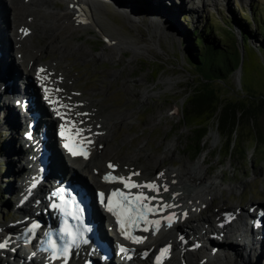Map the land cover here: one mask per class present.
<instances>
[{
    "label": "rangeland",
    "instance_id": "rangeland-1",
    "mask_svg": "<svg viewBox=\"0 0 264 264\" xmlns=\"http://www.w3.org/2000/svg\"><path fill=\"white\" fill-rule=\"evenodd\" d=\"M95 1L97 0H66L69 6L81 7L79 9L87 14V19L90 22L101 19L100 21L107 26L104 30L110 38H117L118 32L122 36L131 35L135 40L140 39L141 46L147 45L148 52L135 59H132L130 57L132 54L128 52L114 55L112 50L103 47L99 42L92 41L90 38L92 36L78 31L74 32V39L71 41L83 46L85 52L89 54L87 58L81 56L75 47H70L68 44L64 48L67 52L62 54L63 56L58 53L60 51L53 50L43 53L39 57L41 61L37 62L38 59L35 64L48 65L51 63L49 61L62 58L61 63L57 66L60 68L59 71L65 74V88L68 94L76 93L80 99L84 100L85 106L89 108L87 116L89 119L112 118L120 121L121 114L127 117V121L119 122L111 128L110 135L105 134L107 143L103 162L112 164L124 161L126 158H130L135 150L141 148L144 151L140 152L143 156L139 160L140 166H145L148 163L144 157L145 154L152 156L153 159L165 158L163 163L166 165L170 163L171 159L175 168L182 167L184 164L188 168H193L195 164L202 162L201 167L203 173H206L208 183L219 185L215 189L216 191L214 190L212 200L202 211V215L206 219L204 222H210L213 226H215L216 214L221 212L218 207H228L227 211L237 208L242 213H246L249 207L252 208L251 206L264 207V145L260 141V139L264 140V109L256 112L250 120L241 122V126L238 128L237 149L238 152L243 149L247 158L243 161L238 159L231 161L226 157L225 140L217 129L220 106L213 116L194 117L187 112L188 98L192 89L199 87L197 85L200 78L195 76L193 69L186 64V56L192 46L190 38L186 34V24L200 29L211 25L213 31H219L222 41L228 43V29H226L228 20L236 28L240 14H246L252 19L247 28L251 33L252 52L246 53L244 59L242 58L243 73L242 67H240L239 78L236 77V72L225 84L216 82L212 88L221 104L226 100L249 101L252 96L261 98L264 95V67L260 64L262 59L257 55L258 50L252 45L258 40L255 35L258 27L257 16L262 19L264 25V0H135L134 6L126 0H109V5L102 6L104 10L102 16L101 12H94L96 18L89 14V11L94 10L91 4ZM66 2L65 0H56L57 7L51 8L57 13H62L58 6L65 10L67 9ZM149 3L150 10H147L149 8L146 4ZM114 6L123 7L128 13L137 16L141 31L135 27L122 29L121 24L123 23L117 24L116 15L109 12V10L113 12ZM36 10L34 9V11ZM41 15L45 16L46 22L51 20V16ZM151 15L158 16V18H154L156 19L154 24L150 22ZM11 17L13 16L10 14L9 21H11ZM32 30L35 32L30 41L35 46H44L52 41L47 30H45L46 35H42L40 30ZM236 36L238 40H235L236 46L242 52L239 46V36L237 34ZM99 55H103V57ZM13 56L14 54L11 56L14 63ZM16 68L21 77L24 67L19 68L16 63ZM27 80L28 82L33 81L31 78ZM168 80L172 84L170 87L165 82ZM244 90L245 92H243ZM144 91L148 93L146 100L140 98L139 95ZM36 99L41 100L37 96ZM2 107L5 106L0 100V224L11 225L13 223L9 218L20 206L18 197L21 194L18 196V193L16 195L10 189L15 190L20 187L21 180L28 179L29 171L26 161L30 160L34 153L41 157L42 148L36 144L35 140H31L33 150L27 149L29 145L23 142L20 155H15L18 154V150L13 146L15 140L11 141L10 139L17 136L16 138L22 140L20 130L29 128L31 119L28 124H17L15 127L11 125L12 121L9 118L2 115L4 112ZM173 109H177V112ZM48 112V110H44L45 117L41 119V115L39 122L47 119ZM199 126H208L209 132L204 143V152L197 159H193V154L189 151L190 148L186 141L190 130ZM44 133L43 131L36 133V139L41 140ZM46 135L49 139L51 138L48 134ZM214 139L215 142H213ZM54 144L55 142L53 147L56 148ZM54 148H47L50 154L55 151ZM167 149L173 154V157L169 155L170 159L167 158L169 156L164 157L163 155ZM12 151H17V153L10 156L9 153ZM89 162L91 163L93 160ZM61 163L66 170L73 168L75 175V172L79 171L77 165L81 161L77 160L71 164H67L66 161ZM95 172L97 170H94ZM9 200L12 201V204L7 208L5 204ZM213 210L216 214H206ZM198 216L197 214L191 215L192 218ZM177 225L180 226L178 230L184 228L183 223H176ZM232 227H240V223L234 222ZM193 243L192 240L188 244V250L193 248L191 246ZM237 243L240 242L237 240L234 242L214 241L208 244L205 249L198 250V254L193 252L194 256L190 255L188 259L196 261L198 256L201 264H264V246L262 248L254 245L251 248L250 245L242 243L237 246ZM8 252L12 257L19 252L20 259H22L20 264H31L27 260L23 261L25 257L19 249H7L5 255ZM178 254L179 252L175 251L172 260L177 259ZM3 259L2 264H12V259L6 256Z\"/></svg>",
    "mask_w": 264,
    "mask_h": 264
},
{
    "label": "bare ground",
    "instance_id": "bare-ground-1",
    "mask_svg": "<svg viewBox=\"0 0 264 264\" xmlns=\"http://www.w3.org/2000/svg\"><path fill=\"white\" fill-rule=\"evenodd\" d=\"M55 1L56 0H0V100L3 101L5 106L2 107L4 110L2 115L9 118V120L12 121L11 125L15 127L17 124H28L29 119H31V121L36 119L39 122L45 117V115L41 113L42 104L40 103L46 101L49 108V115L47 114L46 116L50 117V119L48 120L47 118L39 122L41 125L37 123L31 128L29 127L30 130L32 129V131H30L32 141L35 140L39 147L44 146V149L47 151V148H53V127L55 134H57L60 129L67 128L75 138L84 137L82 139L83 141L89 140L91 155L88 162L81 161V163L77 165L79 170L76 172L77 175L72 174L70 178L71 181L82 187L88 196L92 188L101 189L104 187H121L117 183L112 184L103 180L104 176L113 174L111 173L109 165L103 162L107 143V140H105V134L110 135L112 133L111 128L119 122L125 121L127 117H124L121 114L119 116L122 118L120 121L112 118H98L96 120L89 119L87 117L89 115V108L88 106H85L84 100L80 99L76 93L68 94L67 89L65 88V74L62 71H59L60 68L57 66L61 63L62 58L59 57L49 61L51 62L48 64L49 66L47 64H35V61L38 60L43 53L52 52L53 50L60 51L58 53L61 55L66 53L67 50H64V48L68 44H70V47H75L79 54L81 53V56L84 58H87L89 55L85 52L81 44H75L71 41L74 39V32L83 28L81 24L72 19V15L68 11L75 6H69L67 3V9L65 10L58 6V9L60 8L62 13H57L51 8L56 6ZM126 1H130L132 6H134L136 2L135 0ZM91 5L94 10L89 11V14L95 17L94 12L100 13V10L95 6V3ZM148 5L150 6V3L146 4L147 7ZM34 9L37 10L34 11ZM147 10H150V8ZM10 14L13 16L10 18L11 21L8 20ZM41 14L51 16V20L46 22L45 16L42 17ZM128 16L127 19L129 23H137V16L132 14ZM154 18H158V16H150V22H152V24L156 22V19ZM100 20L101 19H97V21L93 20V22L88 20V22L92 24L94 28L101 30V28L104 27V22ZM6 29H10L7 34ZM32 29L40 30L42 35H46L45 30H47L52 41H49V43H46L44 46H35L30 41L35 32ZM25 32L27 34H25ZM10 38H12L13 42ZM116 39L121 40V45L116 46L115 43H112V51H114L115 55L129 51L132 54V58L135 59L148 52L147 46H140L135 40L133 41L128 38ZM13 54L15 60L14 63L11 57ZM99 56L103 57V55ZM40 61L41 60L39 59L37 62ZM16 63L19 65V68L24 67L23 73L21 72V77L18 75ZM239 75L240 73L237 71L236 77L239 78ZM28 78L33 79V81L31 83L28 82ZM165 82L168 87L172 85L169 80ZM46 91H49L50 95L46 96ZM39 93L42 98V100H40L41 102L36 99V95L39 96ZM139 95L141 96L140 98L145 100L148 98V93L146 91L139 93ZM24 101H27L26 105H23ZM173 110L177 112V109ZM32 111L39 113V116L30 115L29 113ZM40 115H42L41 119ZM62 118H66L67 122L63 123ZM60 124H62L61 128H59ZM6 130L8 129L6 128ZM77 130H79L78 136L75 135ZM42 131L51 137L47 142L36 139V133ZM16 137L17 136L12 137L10 140H15L13 146L18 150V154H15L18 156L20 155V148L23 141ZM54 138L58 141L56 137ZM213 142H215V139ZM54 149L55 151L49 154L50 156L48 157L44 172H41V168L44 166L42 164L43 159L42 157H38L36 153L31 156L30 160L28 159L26 161L28 164L29 179L25 181L21 180L19 182L20 187L15 190L12 188L10 189L11 192L14 191L13 193H18V196L21 194V196L18 197L19 205H24V200L28 197H30L33 202L37 201L38 204H48L47 199L39 198V196L34 195V193H36L37 189L42 187V184L48 183L49 181L53 182L54 173L64 176V169L60 166L59 156L56 152L58 150L56 148ZM141 151L144 150H142V148L135 150L130 158H126L124 161H118L117 163H112V166L117 167V170L114 173L124 177L126 180L130 177L131 183L157 185L159 189L158 192L149 191L147 188H134V190L136 192L142 190L143 192L148 193L150 197H154L153 202L158 204L160 208L168 209L175 213L174 223L184 224L182 230H178L179 225L174 226V224H171L170 227L168 224H162L156 229L151 230V232L144 237L143 247L145 249L148 250L155 246V244L164 242L165 240V243L172 245L171 250L173 252H179L178 258L174 260L171 258L167 264H201V260L199 261L198 256L196 261L188 259L190 255L192 257L194 256L191 251L192 249L189 252L187 248L189 246L187 243L189 244L192 240L200 246L199 248L193 247V251L197 252L195 254H198V249H205L208 244H211L214 241L223 240L231 242L237 240L243 245H250L249 247L251 248H253L254 245L263 248L264 234H262L261 227L259 226L258 229H250L249 227L260 223L263 225L264 207L251 206L252 208L249 207V210H247L246 213L236 212L238 210L235 209L231 210L232 218L235 217V221L237 224L240 223V227H232L231 224L233 221H231V223L225 221L224 215L221 213L216 214L214 210L209 211L206 214H216V219L214 220L215 226L211 225L210 222H204L206 219H201V221L197 220L198 218L193 219L191 215L197 214L203 217L202 211L206 208L208 202L212 200L214 192L216 191L215 189L219 186L215 183H208L206 173H203L201 167L202 162H198L193 168H188L185 164L182 165V167L179 166L178 168H175V165L172 162L173 160L170 159L173 157V154L167 149V152L163 155L164 157L171 155V157H167L170 159L168 165L163 163L166 160L165 158L153 159L152 156L145 154L144 157L148 163L145 164V166H140L139 160L143 157L140 154ZM14 153H17V151H12L9 155H14ZM91 160H93V162L90 163L89 161ZM66 163L71 164L70 160L66 161ZM94 170H97L96 174H94ZM136 173L139 175H136ZM69 174L70 172L67 173V175ZM41 175H44V179L42 180L40 179ZM84 176H88L91 181L92 185H89V187L84 185L82 181ZM38 180L39 182L36 184L35 182ZM165 187L167 188V191H164ZM11 204L12 201L9 200L5 206L8 208ZM166 205H172V207H165ZM19 209L13 215H10L9 219L14 223L26 218V220H22L23 223L21 226L23 227L25 221L33 220L30 216L31 208L26 205L25 208L22 207V210ZM183 212H186L185 217L183 216ZM21 215H24V218L20 217ZM231 216L228 217V220L231 219ZM36 218L40 219L38 216H36ZM97 220L102 225L100 219L96 217V222L98 224ZM104 222H106L105 219ZM12 229L13 227L8 223L0 224V232H3L4 235L6 233L8 234ZM164 233H169L172 236L171 239H163L162 234ZM181 235L184 237H180ZM182 238L187 239L188 242L182 244ZM4 242L7 243V246L11 245L8 250H16V247L18 246V244H16L17 242L9 243V240L0 236V243ZM240 243H237V246ZM191 246H193V244ZM209 250L212 251V249ZM6 251V249L0 250V264H2L1 262L4 260L3 258L5 256L9 259H13V264L21 263L22 259H20L19 252L12 257L9 252L5 255ZM27 259L31 264H58L42 262L37 258L31 260L29 257H25L23 261ZM78 260L79 258L75 261L77 262Z\"/></svg>",
    "mask_w": 264,
    "mask_h": 264
},
{
    "label": "trees",
    "instance_id": "trees-1",
    "mask_svg": "<svg viewBox=\"0 0 264 264\" xmlns=\"http://www.w3.org/2000/svg\"><path fill=\"white\" fill-rule=\"evenodd\" d=\"M228 21L226 25V29H228L227 36L229 37L228 43L222 41L219 31H213L211 25L200 29L199 27L194 28L187 25L184 21L186 34L192 44L186 56V64L193 69L195 76L200 78L197 85L199 87H194L188 98L187 112L194 117L213 116L220 106L217 129L220 136L225 140L226 157L231 161L237 159L243 161L247 158V155L243 149L238 152V128L243 120H250L256 112L264 109V95L261 98L252 96L251 100L245 102L226 100L221 104L212 88L216 82L225 84L240 67H242L243 73L244 63L242 58L246 53L252 52L250 47L251 33L247 30L250 24L249 21L252 22V19L246 14H240L236 28L231 25L230 20ZM256 23H258V27L255 35H257L258 40L252 46L258 50L257 55L262 59L260 64L264 67V25L262 19L258 16L256 17ZM236 34L239 36V46L242 52L236 46ZM208 132V126H199L190 130L186 142L190 148L189 151L193 154V159H197L204 152V143ZM260 141L264 145V140L260 139Z\"/></svg>",
    "mask_w": 264,
    "mask_h": 264
},
{
    "label": "snow or ice",
    "instance_id": "snow-or-ice-1",
    "mask_svg": "<svg viewBox=\"0 0 264 264\" xmlns=\"http://www.w3.org/2000/svg\"><path fill=\"white\" fill-rule=\"evenodd\" d=\"M25 34H27L25 32ZM43 71V70H41ZM61 135L63 136V130L61 132ZM75 135H79V130L76 131ZM65 147L69 149V151L72 153V155H77L78 153L76 151H73L71 147L66 143ZM80 154L84 155L85 158H87V153L81 151ZM109 168H113V166L110 164ZM136 175H139L136 173ZM162 175V174H161ZM131 178L129 177L127 180H125L124 177H112L111 175L105 177L106 182H118L121 184H124L125 188L132 189V188H147L149 191L158 192L159 189L157 185L155 184H135L130 182ZM164 191H167V188H164ZM100 199L101 202L104 201V194L100 193ZM112 197H117L115 204L116 207H113V199ZM151 199H154V197L150 198L146 196L143 192H139L135 196L131 195V193H124L122 191H114L111 196L108 198V205L107 210L109 212H112L114 216L117 218V223L121 226V234L125 235V238L132 239L133 242L139 243L141 240L136 237H131L129 234H127V226L131 225L133 227L137 226L140 221H144V223H149L147 220V216L149 213H155L157 211L156 208L149 207V204L151 202ZM165 207H172V205H166ZM153 224H159V221H153L151 222ZM172 223V218H168V226L170 227ZM148 229L145 228L144 231H147ZM6 246V243H0V248H3ZM67 249L64 250V258H65V264L67 259ZM125 250L122 248L121 252H124ZM169 251L168 248H164L161 250L160 257L157 258V264H160V259L163 257L167 252ZM53 258H58L55 254L53 255Z\"/></svg>",
    "mask_w": 264,
    "mask_h": 264
},
{
    "label": "water",
    "instance_id": "water-1",
    "mask_svg": "<svg viewBox=\"0 0 264 264\" xmlns=\"http://www.w3.org/2000/svg\"><path fill=\"white\" fill-rule=\"evenodd\" d=\"M103 2H105V3H103ZM94 3H95V6L99 8V10L101 12V14H100L101 16H102V13L104 12V10L102 9V6L110 4L109 0H97ZM66 6H67V2H66ZM68 11L72 15V19L83 26V28L81 30H78V31L79 32H85L86 34H89L90 36H92V37H90L92 41L99 42V43H101V45L103 47H106L107 49H110V50L113 49L112 48V43H115L116 46H118V45L120 46L121 45V40L113 38V37L110 38L106 34V31L104 30V28L106 29L107 26L105 24H104V27L101 28V30H99L97 28H94L92 26V24H90L88 22L87 14L84 13L83 11H81L78 6H75L73 9L68 10ZM109 12L111 14H113V15H116L117 24L118 23H123V24H121V28L122 29H125V27H129V28L133 29L135 27V28L140 30V28H139L140 24H139L138 19H136L138 21L137 23H134V24L133 23H129L127 17H129L128 15H130V13H128L123 7L114 6L113 12H111L110 10H109ZM112 33L114 34V32H112ZM117 38H122V39L128 38V39L133 40V41L135 40L133 38V36H131V35L122 36V35H120L119 32L117 34ZM135 41L136 42L138 41L140 46L142 45L140 43V39L135 40ZM144 45H146V44H144ZM158 46H160V45H158ZM147 48H148V46H147ZM112 52L114 54V51H112ZM127 52L130 53L129 51H126L124 53H127ZM115 57H118V56H115ZM130 57H132V56H130ZM27 136H28L27 131H25L24 132V138H27Z\"/></svg>",
    "mask_w": 264,
    "mask_h": 264
}]
</instances>
